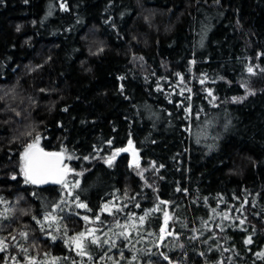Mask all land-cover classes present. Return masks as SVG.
Listing matches in <instances>:
<instances>
[{
	"label": "trees",
	"instance_id": "16d2710c",
	"mask_svg": "<svg viewBox=\"0 0 264 264\" xmlns=\"http://www.w3.org/2000/svg\"><path fill=\"white\" fill-rule=\"evenodd\" d=\"M0 264H264V0H0Z\"/></svg>",
	"mask_w": 264,
	"mask_h": 264
},
{
	"label": "snow or ice",
	"instance_id": "6c2138e0",
	"mask_svg": "<svg viewBox=\"0 0 264 264\" xmlns=\"http://www.w3.org/2000/svg\"><path fill=\"white\" fill-rule=\"evenodd\" d=\"M249 71L251 72L252 69L250 68ZM35 146L30 144L28 145V149H33ZM57 154H49L43 153L42 150L36 151H27L25 152V176L30 180L32 183H41L47 182V177L51 175H58L60 173L58 161H54L50 159L52 156H56ZM55 182L59 183V180ZM80 207H86L85 205L81 204ZM107 209V206H105ZM87 219V218H85ZM81 236L84 234L81 233ZM76 239V238H74ZM95 242V241H93ZM78 246H80L78 244Z\"/></svg>",
	"mask_w": 264,
	"mask_h": 264
},
{
	"label": "rangeland",
	"instance_id": "374dc122",
	"mask_svg": "<svg viewBox=\"0 0 264 264\" xmlns=\"http://www.w3.org/2000/svg\"><path fill=\"white\" fill-rule=\"evenodd\" d=\"M32 145L39 146L38 143L32 144ZM28 150L29 149L27 148V151ZM122 155H127L130 158L132 164H134V165L139 164V161H140L139 151L136 149L135 145L132 142H129L125 147L114 151L113 154L105 162L108 165H112ZM65 168L68 169V166L65 165ZM24 170H25V153L23 155V173L25 174ZM141 171H142V169H141ZM170 220H171L170 215L168 213H166L165 218H164L163 231H162V235L164 237H168V236L173 235V231L169 225Z\"/></svg>",
	"mask_w": 264,
	"mask_h": 264
},
{
	"label": "water",
	"instance_id": "95a60500",
	"mask_svg": "<svg viewBox=\"0 0 264 264\" xmlns=\"http://www.w3.org/2000/svg\"><path fill=\"white\" fill-rule=\"evenodd\" d=\"M36 150H42L43 153L57 154L56 156L50 157V159H52L54 161H58L59 169L61 171L58 175L48 176L46 178L47 182L32 183L30 180H29V182L31 184L37 186V187H43V188L49 187V186H56V187L62 186L67 181L68 176H69V170L65 168V157H64V155L62 153H58V152L46 151L40 146H35L33 149H29L28 151H36ZM56 180H59L60 182L57 183V182H55Z\"/></svg>",
	"mask_w": 264,
	"mask_h": 264
}]
</instances>
